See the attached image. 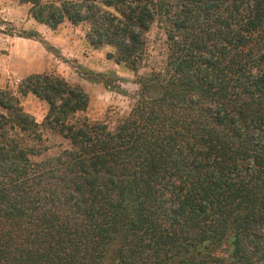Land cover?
I'll list each match as a JSON object with an SVG mask.
<instances>
[{
	"label": "trees",
	"instance_id": "16d2710c",
	"mask_svg": "<svg viewBox=\"0 0 264 264\" xmlns=\"http://www.w3.org/2000/svg\"><path fill=\"white\" fill-rule=\"evenodd\" d=\"M15 1L52 30L88 24L139 91L111 130L61 76L0 89V264H264V0ZM157 22L165 59L139 75Z\"/></svg>",
	"mask_w": 264,
	"mask_h": 264
},
{
	"label": "rangeland",
	"instance_id": "374dc122",
	"mask_svg": "<svg viewBox=\"0 0 264 264\" xmlns=\"http://www.w3.org/2000/svg\"><path fill=\"white\" fill-rule=\"evenodd\" d=\"M30 7L15 0H0V89L18 93L20 82L32 74L61 76L71 84L80 85L90 98L87 111L80 117L105 123L114 130L128 117L135 102L139 91L135 74L107 58V54L114 51L112 48L95 50L89 45L86 38L88 24L74 26L66 22L52 30L30 15ZM32 32L39 33L49 46L33 38L21 37ZM146 41L147 68L139 75L162 65L167 49L164 26L157 22L146 35ZM113 72L127 80L122 84L127 95L111 92L103 84L88 80L97 74ZM21 105L39 123L43 122L49 109L47 103L32 94L21 98ZM56 141L62 142L61 139Z\"/></svg>",
	"mask_w": 264,
	"mask_h": 264
}]
</instances>
